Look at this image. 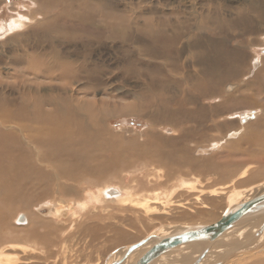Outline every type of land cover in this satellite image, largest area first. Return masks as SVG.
Here are the masks:
<instances>
[{
	"label": "rangeland",
	"instance_id": "rangeland-1",
	"mask_svg": "<svg viewBox=\"0 0 264 264\" xmlns=\"http://www.w3.org/2000/svg\"><path fill=\"white\" fill-rule=\"evenodd\" d=\"M252 5L253 12L245 9ZM18 19L26 25L17 27ZM6 29H11L9 34ZM42 53L50 54L40 58ZM56 62L62 66L51 70L50 79L40 74ZM263 68L264 0H0V122L8 121L14 130L18 128L14 123L24 124L31 132L46 122L34 118V106L40 104L28 93L37 84L36 93L63 88L68 108H82L79 102L96 103L93 113H87L86 127L90 136H98L84 145H73L77 155L67 158L68 154L46 152L45 145L26 138L7 142L6 130L0 127V152L8 147L9 158L23 165L26 174L16 180L20 183L17 197L6 193L9 198L0 199L6 211L0 220V246H32L34 250L25 251L9 247L6 253L17 264H106L117 250L151 234L176 231L189 222L205 223L208 212L211 221L218 219L230 203V195L238 202L252 197L254 187L264 182ZM35 77L36 82L31 81ZM212 79L222 83L214 84ZM162 104V110L169 113L165 120L149 113ZM104 107L115 113L97 121V112L107 109ZM39 111L50 112L53 119L49 122L58 123L56 108L45 104ZM74 123H60V128L73 129ZM13 129L7 132L16 134ZM232 132L240 134L238 141L228 138ZM83 146L89 148L85 155L80 150ZM136 149L150 158L135 161L140 156ZM200 149L212 152L195 155ZM153 150L174 151V160L162 164L153 157ZM106 164H110L107 169ZM247 164L255 172L235 191L224 188L223 196H204L211 208L203 206V197L196 200L201 190L221 188ZM2 171H8L6 166ZM179 183L194 188L175 190ZM113 186L118 190L130 187L135 199L150 190L164 199L175 190L172 203L182 202L184 209L170 207L159 219L138 207L93 201L88 210L79 213L78 203ZM4 190L0 186V196L6 195ZM234 192L242 195L237 197ZM213 199L216 203L211 205ZM48 204L56 209L72 208L76 214L68 213L58 221L37 213L38 206ZM26 214L31 215L30 220H43L33 237L28 236V225L20 227L15 221ZM262 244L264 240L219 263L263 259ZM189 248L168 254L158 264H180L174 259L184 253L188 256ZM214 260L207 258L208 263Z\"/></svg>",
	"mask_w": 264,
	"mask_h": 264
},
{
	"label": "bare ground",
	"instance_id": "bare-ground-1",
	"mask_svg": "<svg viewBox=\"0 0 264 264\" xmlns=\"http://www.w3.org/2000/svg\"><path fill=\"white\" fill-rule=\"evenodd\" d=\"M241 8V6H240ZM243 8V7H242ZM246 10L250 11V12H253V9H254V5H252L251 7H246L245 8ZM257 9H259V5H257ZM260 10V9H259ZM17 20V19H16ZM15 20V21H16ZM21 20V21H19ZM14 23V22H13ZM20 23L22 25H26L25 22H23V19H18V22H17V27L21 26ZM260 23V22H259ZM14 25V24H12ZM16 25V24H15ZM24 25V26H25ZM16 27V26H14ZM11 28V27H10ZM22 28V27H21ZM20 29V28H19ZM13 30V29H12ZM18 30V29H16ZM7 31V34L8 31H11V29L9 30H5ZM260 31V30H259ZM13 32V31H12ZM18 36V35H17ZM38 36H41L40 33ZM47 36V34L45 35V37ZM15 37V36H14ZM13 37V38H14ZM171 37V36H170ZM42 38V37H41ZM10 39H12V37L10 36ZM40 39V38H39ZM38 39V40H39ZM45 50H48V47L45 49ZM49 52V50H48ZM48 54L50 53H45L42 55H39L40 58L41 57H46ZM38 56V58H39ZM49 56V55H48ZM61 64L62 66V63L60 62H56L55 64H51L45 68H43L41 70V75L44 76L45 78L47 79H50V77L48 75H51V70L52 72L54 70H56L59 65ZM64 64V63H63ZM66 64V63H65ZM256 65V64H255ZM254 67V65H253ZM60 69V68H59ZM215 69V67H214ZM62 69H60L59 71H61ZM264 70V68H263ZM212 71L214 72H217V70H213ZM160 72H162V69L160 68ZM163 74V73H162ZM36 76H38L37 74H34ZM61 76V75H60ZM36 79L37 77H35V79H32L31 81L33 82H36ZM151 81V79H150ZM212 81H214V84H217V83H222V80L221 79H212ZM32 82V83H33ZM165 83V81L163 82ZM35 84V83H34ZM181 84V83H180ZM174 85V84H173ZM195 85V84H194ZM34 86V85H33ZM175 86V85H174ZM28 87V86H27ZM147 87V86H145ZM150 87V86H149ZM148 88V87H147ZM146 88V89H147ZM37 89H40L38 87V85L36 84L34 87H29V92L31 95L34 96V102L36 104H40L39 106H34L35 108L33 109L36 110L35 113H34V118L36 119H39L41 118L42 120L46 121L45 123L41 124L40 125V130L37 129L35 130V132H31L30 126H27V128H25L23 125H18L17 123H14L15 124V127H18L17 130H14L13 129V126H11L9 124L8 121H4L3 122H0V127H2L4 130H6V138L5 140L7 139L8 141L7 142H13L15 140H18L19 138H26V139H29L31 140L32 142H36V144H43V146L45 145V150L46 152H53L54 154H58V153H64V154H68V156H66L67 158L68 157H72L74 156L75 157V149L74 147H72L73 145H77V144H81L84 145V143L86 142H89L91 141L90 139H92L93 136H95L94 138L97 139L98 136H97V133H94L92 136H90V134L87 132L89 131V127H86V116H87V113H93L94 111V108L93 106L96 104V103H93V104H85L84 102H79L80 104L79 105H82V108H68V105L69 104H65V91L63 88H60L58 90H53L52 93L46 91V90H40L38 91L39 93V96H38V93H36L35 91H37ZM141 89H144V88H141ZM149 89V88H148ZM167 89V88H165ZM153 90V89H151ZM169 90V89H167ZM34 91V92H33ZM55 91V92H54ZM148 92V91H147ZM146 92V93H147ZM171 92V91H170ZM151 93V91H150ZM154 93V92H153ZM148 96H149V92L147 93ZM147 94H145L147 96ZM152 94V93H151ZM161 94V93H160ZM177 94V93H176ZM67 95V94H66ZM171 95V94H169ZM32 96V98H33ZM64 96V97H63ZM75 96V95H74ZM179 96V94H178ZM159 97V96H158ZM181 97V95H180ZM68 98V97H67ZM66 98V100H67ZM76 98V97H75ZM169 98V97H168ZM147 99V97H146ZM178 99V98H176ZM22 100V99H21ZM29 100V99H28ZM33 100V99H31ZM30 100V101H31ZM181 99H179L180 101ZM77 101V100H76ZM169 101V100H168ZM23 101H21L22 103ZM78 102V101H77ZM178 103V102H177ZM47 104L48 107H52V108H56L58 110V115H56L54 117V119L58 122V123H54L53 121L49 122L51 119H53L52 117V114L48 111H44V112H40L39 110H41V105H45ZM183 104V103H182ZM33 106V105H32ZM70 107V106H69ZM28 108H33V107H28ZM97 108H102V107H97ZM104 108H107V109H102L104 111H102L101 109L98 110L97 112V121H99L100 119H103L105 117V115L108 113V117L109 116H112L113 113H115V110H109L108 107H104ZM128 108H132L130 106H128ZM127 108V109H128ZM139 108V107H138ZM148 108V107H147ZM159 109L157 110H154V109H150L151 111L148 112L151 113V115H156L154 118H162L163 120H165L166 118H169V113L168 112H164L162 110V108H164V104H162L160 107H158ZM169 108V107H168ZM168 108H166L168 110ZM124 110L126 111V108H124ZM122 110V111H124ZM139 110V109H138ZM141 110V109H140ZM32 111V112H33ZM144 113H146V110H143ZM118 112V111H117ZM133 113V111H131ZM136 112V111H135ZM139 112V111H138ZM137 112V113H138ZM95 113V112H94ZM148 113V114H149ZM171 113V112H170ZM173 113H171V117H173L174 115H172ZM181 114V113H180ZM186 114V113H184ZM30 115V114H29ZM28 115V117H29ZM176 115V114H175ZM178 115V113H177ZM31 116V115H30ZM69 117H73V118H69ZM152 117V116H151ZM180 117V116H179ZM249 117V116H248ZM77 118H82L80 121V123L77 122ZM148 118V116H147ZM153 118V117H152ZM161 119V120H162ZM247 119V118H246ZM151 120V119H150ZM154 120V119H153ZM2 121V120H1ZM10 121V120H9ZM36 121V120H35ZM43 121V122H44ZM75 121L74 123V128L73 129H69L67 127H62L60 128V123L61 124H64L65 122H73ZM85 122V124H84ZM185 123V122H184ZM80 124V125H79ZM84 124V125H83ZM178 124V123H177ZM37 128V127H35ZM43 128V129H42ZM14 130V132L16 134H12L10 132H7V131H11V130ZM100 132V131H98ZM238 132V131H236ZM242 131H239L238 133L241 134ZM240 134H235V133H230L228 134V138L232 139V140H237L236 138L239 137ZM99 136H100V133H99ZM150 136V135H149ZM183 137V136H182ZM93 138V139H94ZM94 139V141H95ZM184 139V137H183ZM12 140V141H11ZM25 140V139H24ZM28 140V141H29ZM100 140V139H99ZM102 140V138H101ZM104 140V139H103ZM93 141V140H92ZM238 141V140H237ZM100 142V141H99ZM103 142V141H102ZM129 142V141H128ZM97 143V142H96ZM134 143V142H133ZM20 144V142H19ZM94 144V143H93ZM102 144V143H101ZM179 144V143H178ZM236 144V143H235ZM25 145V144H24ZM103 145V144H102ZM113 145V144H112ZM130 145V144H129ZM79 146V145H78ZM125 146V145H124ZM34 147V146H33ZM36 147V146H35ZM80 147V146H79ZM178 147V146H176ZM18 148V147H17ZM95 148V146H94ZM101 148V147H99ZM142 146H139V149H141ZM164 148V147H163ZM168 148V147H167ZM172 148V147H170ZM24 149V148H23ZM86 149H89V148H85L84 146L82 148H80L81 151H84V155H85V152H86ZM174 149V148H173ZM105 150V149H103ZM108 150V149H107ZM133 150L135 151V149L133 148ZM150 149H148L149 151ZM156 150V149H155ZM159 150V149H157ZM19 151V150H18ZM102 151V150H100ZM136 151H138L136 149ZM142 151V150H140ZM138 151V153H136V155H140L138 158L136 157L135 161L136 160H141V159H144L146 157H149L150 154H143L142 152ZM146 151V150H145ZM144 151V152H145ZM160 151H162L160 149ZM165 152L163 153H158V151H152L154 152L152 155L153 157L158 158L157 160L159 162H161L162 164H164V162L168 159H172L173 156L175 155L174 151H166L164 150ZM79 152V151H78ZM114 152V151H113ZM140 152V153H139ZM212 152V150H209V149H200L197 151L198 154H195V155H203V156H206V155H210ZM10 154V152L8 151V147H5V151L3 152H0V186L2 187V190L6 191L5 194L9 193L8 195H11L12 197H15L16 196V193L19 189V184L20 183H17V179H18V176H23L25 174V169L23 167V165L19 164V163H15L12 159L9 158L8 154ZM18 153V152H17ZM39 153V152H38ZM52 153V154H53ZM75 153V154H74ZM21 155V154H20ZM54 155V156H56ZM77 155V154H76ZM82 155V153H81ZM133 155V154H132ZM147 155V156H146ZM16 156V155H15ZM53 157V155H51ZM178 156V155H177ZM13 157V156H12ZM23 157V155L21 156ZM64 157V155H63ZM95 157H98L97 155ZM152 157V156H151ZM19 158V157H17ZM99 158V157H98ZM109 158V157H108ZM150 158V157H149ZM106 159V158H105ZM18 160V159H17ZM20 160V159H19ZM65 160V159H64ZM108 160V159H107ZM174 160V158H173ZM106 161V160H105ZM113 161V160H112ZM68 162V161H66ZM110 162V161H109ZM131 162H132V159H131ZM142 162V161H140ZM156 162V161H155ZM158 162V163H159ZM61 163V162H60ZM135 163V162H133ZM62 164V163H61ZM65 164V163H64ZM161 164V165H162ZM166 164V163H165ZM185 164H187L185 162ZM37 165V164H36ZM110 165V164H109ZM108 164L104 165L105 169L108 168L109 166ZM116 165V164H115ZM142 165V164H141ZM143 165L145 166L146 163H143ZM190 165V164H189ZM5 166L6 168L8 169V171L6 172H3L2 169H5ZM61 166H64V165H61ZM67 166V165H66ZM118 166V165H117ZM83 167V166H82ZM254 166L253 165H250V164H247L244 166V168L242 169V171L235 177V178H232V179H229L227 180L226 183H224L221 188L219 187L218 189L216 190H201L200 191V194L199 196H197V199L196 200H202L200 199L199 197H203L204 196H216L218 197L220 194L221 196H223L224 192L227 191L226 189H231L233 191H235L236 189H234L237 185H240L242 183H244L245 181L247 180H243L245 179L247 176L250 177V175L252 174L253 175V172H255V168H253ZM35 168V167H34ZM99 169V168H98ZM65 171H68V169H65ZM86 170V169H84ZM90 170V169H89ZM101 170V169H99ZM155 170V168L153 169ZM160 170V169H159ZM147 173V171H146ZM181 173V172H180ZM66 174H69V172H67ZM83 174V173H81ZM98 174V173H97ZM133 174V173H132ZM149 174V173H148ZM26 175V174H25ZM70 175V174H69ZM9 178H13V181H9ZM24 178V177H23ZM132 178V177H131ZM136 178V177H135ZM147 179V178H146ZM131 180V179H130ZM169 180V179H168ZM173 180V179H172ZM170 181V180H169ZM131 183H135L134 182H131ZM150 183V182H149ZM18 184V185H17ZM184 185H182V183H179L178 184V188L174 189L175 190H184V189H187V192H188V189L190 191V189L194 188V186L192 185H188V183H184ZM137 185H134L133 187H135ZM177 186V185H176ZM130 187H132L130 185ZM130 187H121L119 190L118 189H114V186L113 188H104L101 192L99 191L98 192V195L96 197H92L91 199H89L87 202L84 201L82 203H78L77 207H78V211L79 213L81 214L80 211H82L83 209H86L88 210L87 208L90 206V204L94 201L96 202L97 204L100 203V204H103V203H117V204H121L124 206H134V207H138V209L140 208L141 211H144V214L152 217V218H164L165 215H167V209H169L170 207H174L176 210H179V209H184V204L182 205L180 202H176V203H172V196L174 195V192L175 190L173 188L174 191L172 193H169V195H167L166 198L164 199H161L160 198V193L158 191H155V190H150L151 192L148 193V195L144 196V197H140L139 199H135L133 198V194L131 193L132 190H130L131 188ZM68 188V187H67ZM226 188V189H224ZM68 190V189H67ZM70 190V189H69ZM113 190L115 192V194H112L110 191ZM134 190V189H133ZM240 190V189H239ZM237 190V191H239ZM171 191V190H170ZM229 191V190H228ZM148 192V191H147ZM230 192V191H229ZM232 192V191H231ZM248 192V191H245V193ZM262 192H264V182H261L259 183L258 185H256L254 187V195L252 197H244L246 199L241 200L240 202H238L239 200H237V198H234L233 195H230L229 198L231 199L228 204V206L226 208H224L221 212H220V216L218 219L216 220H212L213 216H210V212H208V221L205 222V223H188V224H185L183 225L182 227H178L176 229V231H168V230H162L160 231L159 234H151L149 236H154V237H166V236H169V235H172V234H175V233H179V232H182L186 229H189V228H192V227H199V226H209V225H212L214 224L215 222H217L218 220H220V218L222 217L223 214H225L226 212H229L230 210H233L235 207H237V209L239 208H242L243 204L246 203V202H249L251 201L256 195L258 194H261ZM237 192H234V195L237 197L242 195L241 193L239 194H236ZM4 195V196H0V199L1 197H4V198H9L8 195ZM139 194V193H138ZM141 194V193H140ZM19 195V194H18ZM151 195V196H150ZM137 196V195H136ZM139 196V195H138ZM250 196V195H248ZM17 197V196H16ZM243 197V196H242ZM90 198V197H89ZM143 198V199H142ZM234 199L237 200V202L235 203L234 202ZM195 200V201H196ZM204 201L202 202L203 203V206L206 207V208H211L212 206H208L209 204H206L208 202V199L207 198H204L203 199ZM3 201V200H2ZM210 201V200H209ZM215 200H211L210 204H214ZM2 203V202H1ZM0 203V204H1ZM191 203V201H190ZM188 203V204H190ZM216 203V202H215ZM173 205V206H172ZM201 205V204H200ZM205 208V209H206ZM37 213L40 214V215H44L43 217H51L52 219H56L58 221L62 220L64 217H66L67 215L69 216V214H71L72 216H75V211L74 209L70 208V210H65L66 207H62L60 209H56L55 206H52L50 204L46 206H38L37 208ZM172 209V208H171ZM77 211V212H78ZM180 211V210H179ZM6 211L2 209V206H0V220L2 221V216L4 215ZM69 213V214H68ZM27 216L23 215V216H20L19 219H16L15 221L17 222V224H20L24 226L28 225V229H29V234L28 236L30 235L31 237L35 236L37 232V229L40 222H42L43 220L40 219V217H37L35 220L34 219H29L30 218V214L28 216V214H26ZM79 215V214H78ZM169 215V214H168ZM34 216V214L32 215ZM158 216V217H157ZM262 215H260L259 217H256L254 219H250V220H245V221H241L239 222L237 225L233 226L232 228H230L229 230H227L226 232H224L222 235H220L216 241L210 245L209 247L206 248L205 245L203 244H190V245H185L183 246L184 248L186 247H190L189 248V254L188 256L189 259H188V256H186L184 254L182 255H177L176 258L174 259L176 261V263H180V264H198V261L201 259L200 263L199 264H220L222 262H225L230 254H234L235 252H239L240 249L242 248H246L248 246H253L254 244H260V242L262 240H264V226L262 228V230L260 231V228L261 226L264 224V214H263V217H261ZM5 217V215H4ZM189 217V216H187ZM20 218H22L23 221H20ZM77 218V217H76ZM159 218V219H161ZM190 218V217H189ZM40 219V221H39ZM75 219V218H74ZM192 220V219H190ZM79 221V220H78ZM43 223V222H42ZM46 223V222H45ZM55 224V223H54ZM21 227V226H20ZM27 227V226H26ZM36 227V228H35ZM174 227V226H173ZM22 232V230H21ZM148 236V237H149ZM35 238V237H34ZM146 238V237H145ZM25 240V239H24ZM33 240V239H31ZM142 240V239H141ZM32 242V241H31ZM154 242V240H150L148 241L147 244H144L143 246L139 247L138 249H136L135 251H133L132 253H130V255L128 256L127 258V261H124L122 262L121 264H132L135 262V260L148 248V246H150L152 243ZM28 243V242H27ZM248 243V244H246ZM34 243H31V245H33ZM135 244V243H134ZM133 245V244H132ZM264 245V244H262ZM131 246V245H130ZM9 247L11 249H15V250H23L25 251L27 248L29 249H32V246L31 247H24L22 246L21 244H12V245H8V246H5V247H1L0 246V264H17V259H14L13 255L12 254H9V253H6V251L10 250ZM127 247H122L120 248L119 250H117L115 253H113L114 255H111L109 257V259L107 260L106 264H113L114 262H117L118 259L123 256V254L126 252ZM181 248V247H180ZM250 248V247H249ZM254 248V247H253ZM259 248V247H258ZM182 249V248H181ZM252 249V248H251ZM257 249V248H256ZM178 250V249H177ZM176 251V250H175ZM242 251V250H240ZM184 252V251H183ZM188 252V251H186ZM209 252V254L207 255L206 253ZM247 252V251H246ZM180 253V252H179ZM170 254V253H169ZM181 254V253H180ZM216 254V256H214ZM236 254V253H235ZM168 255V254H167ZM167 255H165L164 257H162V259H160L159 261L157 262H154L153 264H158V262H161L162 260H166L165 258H167ZM170 256V255H169ZM171 257V256H170ZM209 257H212V258H215V260L212 262V263H208L207 262V258ZM111 258H114L111 260ZM200 258V259H199ZM192 260V262H190V260ZM196 259H199V260H196ZM242 261H245L247 259H241ZM249 260V259H248ZM229 261V260H227ZM250 261V260H249ZM220 262V263H219ZM248 262V261H247ZM94 264H97V263H94ZM247 264H264V258L263 259H258V260H253V261H250L248 262Z\"/></svg>",
	"mask_w": 264,
	"mask_h": 264
},
{
	"label": "water",
	"instance_id": "water-1",
	"mask_svg": "<svg viewBox=\"0 0 264 264\" xmlns=\"http://www.w3.org/2000/svg\"><path fill=\"white\" fill-rule=\"evenodd\" d=\"M246 120V118H244ZM243 119V121H244ZM115 194L113 190L110 191ZM264 214V192L256 195L251 201L243 204L242 208L226 212L222 215L220 220L209 226H199L186 229L182 232L175 233L166 237H144L137 243L129 246L126 252L121 256L117 262L113 264H121L127 261L130 253L139 247L147 244L148 241L154 242L135 260L132 264H153L159 261L165 255L190 244H203L207 247L212 245L216 239L224 232L237 225L241 221L254 219ZM20 221H23L20 218ZM264 224L261 226L262 230Z\"/></svg>",
	"mask_w": 264,
	"mask_h": 264
}]
</instances>
